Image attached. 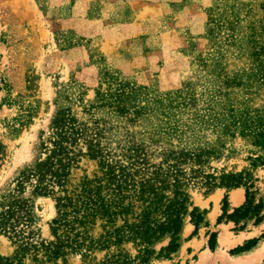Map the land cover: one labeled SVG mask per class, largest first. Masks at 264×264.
<instances>
[{
	"label": "rangeland",
	"instance_id": "1",
	"mask_svg": "<svg viewBox=\"0 0 264 264\" xmlns=\"http://www.w3.org/2000/svg\"><path fill=\"white\" fill-rule=\"evenodd\" d=\"M63 109L109 161L131 166L139 152L144 163L130 170L178 179L189 210H206L198 228L185 215L170 257L155 256L169 237L151 245L150 264L212 261L221 247L217 237L210 247L211 233L228 226L237 232L252 220L228 219L234 209L223 199L231 184L240 181L245 196L252 186L255 203L264 197V0H0V200L35 163ZM98 169V160L86 157L75 172ZM23 196L30 236L52 239V197L30 185ZM141 209L137 204L133 215ZM13 250L0 234V254ZM118 250L139 253L130 241L87 260L95 264ZM69 264H85L82 253Z\"/></svg>",
	"mask_w": 264,
	"mask_h": 264
},
{
	"label": "trees",
	"instance_id": "2",
	"mask_svg": "<svg viewBox=\"0 0 264 264\" xmlns=\"http://www.w3.org/2000/svg\"><path fill=\"white\" fill-rule=\"evenodd\" d=\"M119 96L117 93L118 100ZM51 128L48 137L40 143L35 163L21 171L14 189L0 200V234L9 237L14 246L10 255L0 254V264H69L70 255L76 252L82 253L85 264H92L91 259L87 260L91 253L121 247L130 241L139 247L135 257L118 250L95 264L136 261L150 264L156 253L151 245L166 237H169L168 244L155 256L170 257L177 251L186 214L196 228L204 221L206 210L197 206L189 210L188 195L178 179L171 184L159 171L145 175L146 169L130 170L132 165L144 163L139 152L131 155V166L109 161L100 144L70 109L61 110ZM86 157L98 160L99 169L92 175L84 173L77 177L75 170ZM134 172L141 173L139 178ZM27 185L34 194L50 196L55 202L56 216L51 221L53 238L50 240L35 241L30 236L29 198L23 196ZM251 187H246V201L227 215L236 224L250 219L258 222L264 217L263 199L259 197L255 203ZM167 190H172V195ZM227 198L226 195L224 204L228 203ZM137 204L142 209L133 215ZM225 214L226 210L219 216L218 223ZM120 218L122 223L118 224ZM97 225L101 227L98 233ZM245 226L246 222L237 229ZM216 237L217 233L212 232L209 239L212 249ZM255 241L235 251L248 249Z\"/></svg>",
	"mask_w": 264,
	"mask_h": 264
},
{
	"label": "crops",
	"instance_id": "3",
	"mask_svg": "<svg viewBox=\"0 0 264 264\" xmlns=\"http://www.w3.org/2000/svg\"><path fill=\"white\" fill-rule=\"evenodd\" d=\"M218 192V191H217ZM234 194H237L238 202L233 201ZM245 191L241 187H235L229 191V207L234 209L240 206L245 201ZM264 204V197H263ZM263 216H264V205H263ZM264 217L261 221L250 220L246 224L245 228L236 231H231L228 226L226 230L219 229L217 234V244L219 243V250L212 261L203 259L200 263L203 264H264ZM222 236L227 239V244L222 243ZM255 244H253L248 249L236 250L239 246L244 245L245 242L251 239H255ZM221 244V246H220ZM234 249V252H230ZM209 251H211L209 249ZM198 262V263H199Z\"/></svg>",
	"mask_w": 264,
	"mask_h": 264
},
{
	"label": "bare ground",
	"instance_id": "4",
	"mask_svg": "<svg viewBox=\"0 0 264 264\" xmlns=\"http://www.w3.org/2000/svg\"><path fill=\"white\" fill-rule=\"evenodd\" d=\"M186 231V230H185Z\"/></svg>",
	"mask_w": 264,
	"mask_h": 264
}]
</instances>
